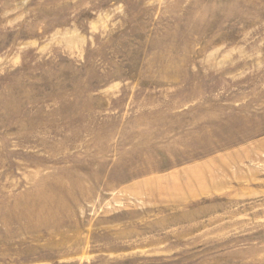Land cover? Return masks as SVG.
<instances>
[{
	"label": "rangeland",
	"instance_id": "1",
	"mask_svg": "<svg viewBox=\"0 0 264 264\" xmlns=\"http://www.w3.org/2000/svg\"><path fill=\"white\" fill-rule=\"evenodd\" d=\"M0 264H264V0H0Z\"/></svg>",
	"mask_w": 264,
	"mask_h": 264
}]
</instances>
